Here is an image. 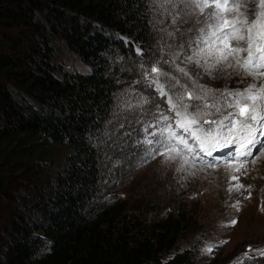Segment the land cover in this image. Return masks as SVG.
<instances>
[{"label": "trees", "instance_id": "trees-1", "mask_svg": "<svg viewBox=\"0 0 264 264\" xmlns=\"http://www.w3.org/2000/svg\"><path fill=\"white\" fill-rule=\"evenodd\" d=\"M153 38L149 0H0V264H218L187 209L96 203L115 61ZM64 52L88 70H63Z\"/></svg>", "mask_w": 264, "mask_h": 264}, {"label": "rangeland", "instance_id": "rangeland-1", "mask_svg": "<svg viewBox=\"0 0 264 264\" xmlns=\"http://www.w3.org/2000/svg\"><path fill=\"white\" fill-rule=\"evenodd\" d=\"M227 5L224 12L232 28L245 35L252 29L253 50L264 45L261 0H227ZM213 11L210 7L201 10L196 0H149L153 52L145 55L137 48V59L115 61L119 91L112 117L95 142L103 157L96 203L103 209L128 201L142 208L148 219L156 211L187 209L197 219L201 257L218 264H264L260 254L264 251V135L260 121L251 122V134L258 142L248 146L250 132L239 123L245 117L229 106L239 100L242 107L251 109L253 101L245 97L255 96L256 114H264L259 99L264 96V75L235 63L236 59L243 62L246 53L220 59L217 49L226 48L212 35L216 31L210 27ZM237 43L247 46L231 40L232 46ZM63 54V70H88L75 56ZM56 75L63 78L62 71ZM257 77L263 79L257 81ZM237 92L245 95L236 96ZM230 115L235 119H226ZM192 117L196 123H191ZM181 124L201 137L204 150ZM222 128L226 129L220 141L208 154L206 143ZM241 142L246 146L243 150Z\"/></svg>", "mask_w": 264, "mask_h": 264}, {"label": "snow or ice", "instance_id": "snow-or-ice-1", "mask_svg": "<svg viewBox=\"0 0 264 264\" xmlns=\"http://www.w3.org/2000/svg\"><path fill=\"white\" fill-rule=\"evenodd\" d=\"M196 6L203 10L205 7L213 8L214 11L210 14L211 19L213 20V24L210 25V27H214L216 31L212 32V35L215 36L222 45L225 46L226 51L224 49L218 48L217 51L220 52V59L221 60H227L229 56H234L236 53H246L247 58L242 62L240 59H236L235 63L237 65H241L244 67L247 71H255L258 74L264 75V45H257L255 47V50H253V37H252V29L249 28L247 30V34L240 33L238 29L232 28V22L229 21L227 15L224 12V9L226 7H229L227 5V0H224V3H221V0H196ZM231 7H238V5H233ZM261 7H264V0H261ZM261 15H264V13H261ZM257 21L253 19L252 25L253 27L256 26ZM231 40H236L237 42L244 41L247 46L242 47L239 43L236 44V46H232ZM219 63V60L217 61ZM233 65L229 64L228 67H232ZM152 71L158 72V69L153 68ZM180 71H183L180 69ZM247 92H250L251 89L246 90ZM264 91V90H262ZM228 95H232L229 93ZM236 96H244L245 93L243 92H237L235 93ZM246 99H250L253 101V106L251 109L242 107L240 104V101L237 100L235 104L229 105L232 107H236L239 109V115L245 117L243 120L239 121V123L247 128L250 132V136L248 139V146L253 145L254 143L258 142V138L255 135H252V123L253 121H260L259 129L261 132V135H264V114L260 115L259 117L256 114V104L255 101L258 99L255 96H246ZM197 99H199L197 97ZM262 103H264V96L259 97ZM175 107V105H173ZM179 114V113H178ZM164 119H167L165 117ZM229 121L235 119L234 115H230L229 117H226ZM197 120L195 117L191 118V123H196ZM211 123H215L214 121ZM221 125H224V121H220ZM185 132H188L189 135H192L195 137L196 141L198 142V146L203 149V143L204 141L201 139L200 136L196 135L193 131H191L190 127L185 126L184 124L180 125ZM227 127V130L229 133H231L232 129L230 126L225 125ZM229 141L225 140V143L227 144ZM181 143L185 144V147H187L186 141L181 137ZM215 146V145H214ZM166 147H169L166 145ZM245 144L241 142L239 144V148L243 150L245 148ZM174 149L169 147V151H173ZM192 149L189 148V151ZM208 154H211V149H208ZM242 155H251L250 151H242ZM235 159V157H234ZM235 179V177H234ZM239 187H243V185H240ZM231 191V189H229ZM236 221H232V224L234 225ZM211 251V249H209ZM261 255H264V251L260 253ZM247 255V253H245ZM239 264V261L237 262Z\"/></svg>", "mask_w": 264, "mask_h": 264}, {"label": "bare ground", "instance_id": "bare-ground-1", "mask_svg": "<svg viewBox=\"0 0 264 264\" xmlns=\"http://www.w3.org/2000/svg\"><path fill=\"white\" fill-rule=\"evenodd\" d=\"M262 27V26H261ZM263 78L262 77H257V81H261ZM226 128H223L219 131V134L215 135V138L213 139V141L211 142L210 140H208V143H206L207 149H211L213 150V146L214 144H216L217 141H220V136L223 134V132L225 131ZM260 137V136H259ZM187 138V137H186ZM258 138V137H257ZM191 142V141H190ZM214 142V143H213ZM260 147V146H259ZM257 147V149L259 148ZM261 148V147H260ZM257 149L254 150V153L257 151ZM252 153V154H254Z\"/></svg>", "mask_w": 264, "mask_h": 264}]
</instances>
